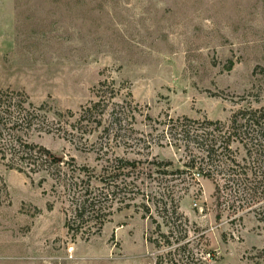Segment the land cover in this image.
Instances as JSON below:
<instances>
[{
    "label": "rangeland",
    "instance_id": "374dc122",
    "mask_svg": "<svg viewBox=\"0 0 264 264\" xmlns=\"http://www.w3.org/2000/svg\"><path fill=\"white\" fill-rule=\"evenodd\" d=\"M102 82L103 127L82 126V109L98 100ZM0 89L47 106L60 131L32 141L69 162V177L91 181L97 194L115 160L144 169L134 175L135 200L109 198L103 230L73 238L54 180L29 178L0 159V264H160L167 250L148 238L158 236L152 218H161L152 201V218L141 206L143 192L152 194L161 179L172 195L182 194L192 236L204 237L197 242L218 264H264V224L254 213L219 221L212 181L158 173L184 169L186 157L161 137L167 118L227 123L241 109L264 107V0H4ZM126 105L136 119L119 136L109 134L111 110ZM69 112L76 118L56 115Z\"/></svg>",
    "mask_w": 264,
    "mask_h": 264
},
{
    "label": "trees",
    "instance_id": "16d2710c",
    "mask_svg": "<svg viewBox=\"0 0 264 264\" xmlns=\"http://www.w3.org/2000/svg\"><path fill=\"white\" fill-rule=\"evenodd\" d=\"M106 86L107 82L100 83L98 100L82 109L78 119L80 125L90 123L97 128L103 127V115L108 110ZM135 113L136 109L131 105L115 107L111 110L110 125L105 131L119 136L127 121L136 119ZM49 115L46 105L36 106L26 93L0 89V159L9 169L24 173L29 178L42 173L52 178L55 182L53 191L64 195L69 235L73 238L96 235L112 215L106 200L111 198L122 204L126 199L135 200L130 196L131 190L138 188L134 175L144 169L140 168L139 161L115 160L107 167L102 192L97 194L91 181L86 183L69 177V172L65 171V168L72 171L69 162H63L50 150L32 141L35 136L55 135L60 131ZM56 115L61 119L76 118L72 112L68 113L69 116L63 113ZM159 126L163 127L161 137L167 146L186 157L184 169L158 173L180 177L189 174L194 176V180L198 175L212 181L218 211L216 219L219 221L226 213L243 219L241 215L250 212L264 224V107L241 109L227 123L169 117ZM143 142L146 143V140ZM159 166L171 168L174 164L161 163ZM46 179L41 181L40 187ZM192 185L187 190L190 191ZM136 191L137 195L142 190ZM179 195L170 193L164 179L160 180L152 194L143 192V199L148 198L147 203L141 206L144 217H153L147 206L152 201L161 218H152L158 236H152L148 241L159 250H167L171 264H218L215 252L204 250L197 242L204 237L192 236L190 220L180 208L183 196ZM53 208L52 204L48 207L50 211ZM93 230L97 232L91 234ZM164 255L159 258L160 264L167 258Z\"/></svg>",
    "mask_w": 264,
    "mask_h": 264
},
{
    "label": "crops",
    "instance_id": "0c3cea01",
    "mask_svg": "<svg viewBox=\"0 0 264 264\" xmlns=\"http://www.w3.org/2000/svg\"><path fill=\"white\" fill-rule=\"evenodd\" d=\"M0 7H1L0 9L1 15L2 17H4V0L0 1ZM6 10L9 12L8 7H6Z\"/></svg>",
    "mask_w": 264,
    "mask_h": 264
}]
</instances>
